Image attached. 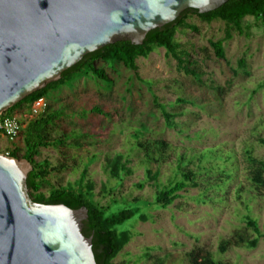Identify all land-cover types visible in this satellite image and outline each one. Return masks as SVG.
<instances>
[{"label": "rangeland", "instance_id": "rangeland-1", "mask_svg": "<svg viewBox=\"0 0 264 264\" xmlns=\"http://www.w3.org/2000/svg\"><path fill=\"white\" fill-rule=\"evenodd\" d=\"M245 22L251 28L249 36L233 32L224 43L225 59H221L209 42L224 37L225 23H207L196 15H186L189 26L179 28L176 40L189 53L190 62H197L203 72L200 81L186 74L164 48H155L136 60V71L121 62L99 59L95 65L108 79L90 74L75 77L46 95L45 111L51 107L61 113V119L49 127V137L68 133L82 137L78 148L40 149L37 162L47 159L52 168L61 162L67 165L61 173L52 172L41 191L47 195L51 186L77 188L86 169L85 182L93 184L94 200L104 210L140 208L137 216L118 227L128 230L132 238L112 264H150L153 257L166 254L167 264H189L185 253L195 248L214 260L264 264V189L251 187L244 156L250 150L264 161V145L258 141L264 138V33L253 17H246ZM240 59L246 63L243 68ZM178 97L185 103L174 108ZM155 98L177 113L175 126L165 125ZM93 107L109 116L91 112ZM13 113L21 120L22 130L42 114L33 115L24 107ZM137 130L169 145L163 163L150 165L152 171H160L157 183L148 179L142 153L134 147ZM14 149L17 158L23 159L21 135L14 142L0 137V153ZM205 150L222 157L220 167L228 178L220 176L219 169L207 174L214 161L202 160ZM116 154L124 155L131 169L121 178L111 177L106 169V157ZM179 159L183 168L196 174L198 186H188L171 205L161 208L154 204L156 193L181 178ZM211 184L220 187L211 188ZM142 214L145 221L139 218ZM247 217L255 219L262 232L256 247L231 246L220 254L222 240L235 239L238 233L250 239L256 236L246 225Z\"/></svg>", "mask_w": 264, "mask_h": 264}, {"label": "water", "instance_id": "water-1", "mask_svg": "<svg viewBox=\"0 0 264 264\" xmlns=\"http://www.w3.org/2000/svg\"><path fill=\"white\" fill-rule=\"evenodd\" d=\"M229 0H0V115L118 41L141 45L187 9ZM26 159L0 153V264H96L82 233L88 209L37 203Z\"/></svg>", "mask_w": 264, "mask_h": 264}, {"label": "trees", "instance_id": "trees-1", "mask_svg": "<svg viewBox=\"0 0 264 264\" xmlns=\"http://www.w3.org/2000/svg\"><path fill=\"white\" fill-rule=\"evenodd\" d=\"M187 14L196 15L207 23L214 20H220L225 23L226 30L224 37L209 42L214 55L221 59H225L224 43L232 38L233 32L249 36L251 28L245 22L246 17H253L255 19V26L261 27L264 33V0H229L218 9L203 14L195 9H187L173 22L148 32L141 45H134L130 41H118L85 55L76 65L66 70L58 81L51 82L45 88L31 93L14 104L9 110L13 113L24 107L29 111L36 99L46 97L53 90L54 86H64L66 82H71L75 77L90 74L99 80L108 79L104 71L95 65V61L99 59L104 62H121L126 68L136 71V60L140 57H147L155 48H164L169 55L177 60L186 74L192 76L196 81H200L203 72L197 68V62H190L189 53L187 50L181 49L180 44L176 40L179 28L189 26L185 24ZM245 65V60L240 59L239 66L243 68ZM155 103L162 112L165 125L167 127L175 126L174 118L177 116V113L167 110L164 104L158 103L157 98H155ZM184 103V99L178 97L173 105L175 108L176 105ZM91 112L109 116V114L104 113L99 107H93ZM60 115L59 111L49 107L44 113L29 121L20 133L25 147L21 157L30 162L33 167L27 177L29 195L37 203L64 204L72 209H79L85 206L88 209V217L83 221L82 233L86 237H92V250L96 264H112L113 260L132 238L128 230L120 231L118 227L137 216L140 213V208L132 206L121 208L118 211H111V208L104 210L94 200L93 184L90 181L85 182L86 169L83 170L77 188H72L71 185H59L51 186L47 195L41 191V189L48 185L51 173H61L67 168V165L61 162L56 168H52L47 159L37 162L35 158L39 155L40 149L42 147L59 149L70 146L78 148L80 146L79 140L82 137L80 134L68 133L54 139L49 137L48 129L55 123L56 119H61ZM134 136L136 137L134 147L138 152L142 153L146 175L148 179L157 183L160 171L158 169L152 171L150 165L156 164L160 166L163 163L169 145L162 139L146 138L142 131L137 130ZM258 141L264 145V138H259ZM205 151L202 160L208 163L212 162V160L215 162H212L213 169L207 170V174L212 175V173H215L213 172L214 169H219L220 176L223 175L228 178V175H226L228 173L220 167L222 164L219 162L222 160V157L212 154L210 151ZM207 154L210 156L207 157ZM9 156L19 157L16 149L11 151ZM244 156L251 187L255 191L264 189V161L253 156L250 150L245 151ZM92 161L93 159H91ZM105 162L106 169L113 178H121L122 174L131 173V169L127 166L129 161L122 154L108 156ZM183 163V160L179 159L177 164L181 178L170 182L157 191L154 200L155 205L167 208L181 196L180 192L184 191L188 186H198L196 174L187 168H183ZM142 187L143 184H140L139 188ZM209 187L219 188L220 186L218 184H211ZM139 218L143 221L147 219L144 214L139 215ZM246 225L253 230L256 236L250 239L238 233L235 239H224L218 247L220 254L226 253L231 246L256 247L259 238L262 236L258 223L255 219L247 217ZM146 256L149 257V254H146ZM185 257L189 264H232L230 262L214 260L209 254H202L199 248L186 252ZM168 258L169 254L156 256L151 259L150 264H167Z\"/></svg>", "mask_w": 264, "mask_h": 264}, {"label": "built area", "instance_id": "built-area-1", "mask_svg": "<svg viewBox=\"0 0 264 264\" xmlns=\"http://www.w3.org/2000/svg\"><path fill=\"white\" fill-rule=\"evenodd\" d=\"M47 107L45 97H40L36 99L31 105V113L33 115H38L45 111ZM23 125L19 117L12 114H3L0 115V137H4L10 142H14L20 135ZM6 155H9L10 152L6 151Z\"/></svg>", "mask_w": 264, "mask_h": 264}, {"label": "crops", "instance_id": "crops-1", "mask_svg": "<svg viewBox=\"0 0 264 264\" xmlns=\"http://www.w3.org/2000/svg\"><path fill=\"white\" fill-rule=\"evenodd\" d=\"M2 138H4V137H2Z\"/></svg>", "mask_w": 264, "mask_h": 264}]
</instances>
